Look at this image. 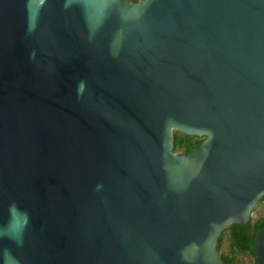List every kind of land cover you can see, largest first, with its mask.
Segmentation results:
<instances>
[{"label":"water","instance_id":"1","mask_svg":"<svg viewBox=\"0 0 264 264\" xmlns=\"http://www.w3.org/2000/svg\"><path fill=\"white\" fill-rule=\"evenodd\" d=\"M262 197L264 0H0V264H226Z\"/></svg>","mask_w":264,"mask_h":264},{"label":"trees","instance_id":"2","mask_svg":"<svg viewBox=\"0 0 264 264\" xmlns=\"http://www.w3.org/2000/svg\"><path fill=\"white\" fill-rule=\"evenodd\" d=\"M134 4L144 0H131ZM206 137L188 136L174 132V152L189 155L200 146ZM264 229V197L260 200L253 216L246 226L234 224L226 229L218 243V251L226 264H258L257 238Z\"/></svg>","mask_w":264,"mask_h":264},{"label":"clouds","instance_id":"3","mask_svg":"<svg viewBox=\"0 0 264 264\" xmlns=\"http://www.w3.org/2000/svg\"><path fill=\"white\" fill-rule=\"evenodd\" d=\"M85 82L84 81H80L78 84H77V95L78 96H81L83 95V92L85 90Z\"/></svg>","mask_w":264,"mask_h":264}]
</instances>
